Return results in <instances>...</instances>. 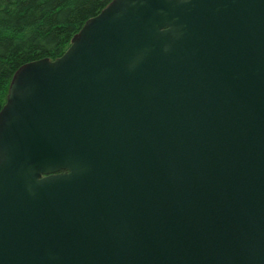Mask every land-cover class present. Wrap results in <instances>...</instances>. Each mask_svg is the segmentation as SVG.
<instances>
[{
	"label": "water",
	"instance_id": "water-1",
	"mask_svg": "<svg viewBox=\"0 0 264 264\" xmlns=\"http://www.w3.org/2000/svg\"><path fill=\"white\" fill-rule=\"evenodd\" d=\"M0 264H264V0H112L21 66Z\"/></svg>",
	"mask_w": 264,
	"mask_h": 264
},
{
	"label": "trees",
	"instance_id": "trees-1",
	"mask_svg": "<svg viewBox=\"0 0 264 264\" xmlns=\"http://www.w3.org/2000/svg\"><path fill=\"white\" fill-rule=\"evenodd\" d=\"M112 0H0V111L16 71L55 60L84 24Z\"/></svg>",
	"mask_w": 264,
	"mask_h": 264
}]
</instances>
